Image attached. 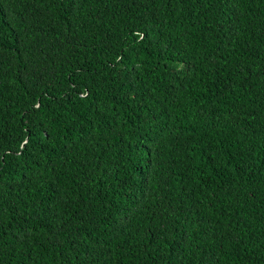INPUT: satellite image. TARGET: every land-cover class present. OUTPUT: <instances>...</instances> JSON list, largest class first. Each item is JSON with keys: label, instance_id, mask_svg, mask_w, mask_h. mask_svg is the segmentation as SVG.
I'll return each mask as SVG.
<instances>
[{"label": "trees", "instance_id": "16d2710c", "mask_svg": "<svg viewBox=\"0 0 264 264\" xmlns=\"http://www.w3.org/2000/svg\"><path fill=\"white\" fill-rule=\"evenodd\" d=\"M0 264H264V0H0Z\"/></svg>", "mask_w": 264, "mask_h": 264}]
</instances>
